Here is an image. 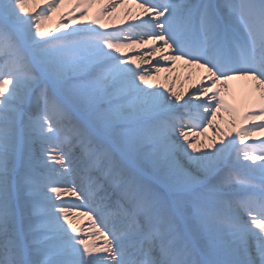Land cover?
<instances>
[{
	"label": "snow or ice",
	"instance_id": "1",
	"mask_svg": "<svg viewBox=\"0 0 264 264\" xmlns=\"http://www.w3.org/2000/svg\"><path fill=\"white\" fill-rule=\"evenodd\" d=\"M0 264H264V0H0Z\"/></svg>",
	"mask_w": 264,
	"mask_h": 264
},
{
	"label": "bare ground",
	"instance_id": "2",
	"mask_svg": "<svg viewBox=\"0 0 264 264\" xmlns=\"http://www.w3.org/2000/svg\"><path fill=\"white\" fill-rule=\"evenodd\" d=\"M127 7H132V5L129 4ZM99 8H100V5L99 4L96 5L95 7H93L92 14L94 15ZM68 10H69V8L68 7H65L62 11L66 12ZM133 11H137V9L133 8ZM123 12H124V9L121 8L117 12L116 15L117 16H121V15H123ZM77 15H79V14L77 13ZM59 17H60V13H57L54 16L53 20L48 22V27H52L53 25H56L57 23H67L68 22L67 19L61 21L59 19ZM77 26H79V25H73V27H77ZM117 26H119V22L118 21H117ZM61 31H65V29H61ZM57 34H59V33H57ZM152 63L155 64V61H153ZM144 67L145 68H148L150 66L149 65H144ZM188 71H189L188 69L184 68L181 65H178L177 68H176V70L173 71V72H164V73H161L160 74V77L158 78V80H159L160 83H166L169 87H174V89L176 91H181L182 90V87H183V89H188L189 86H190V82L187 81V79H186V76H187V72ZM166 76L168 77V79L165 80L164 78ZM241 84H242V82H234L233 83V87H234V89H236L237 93H239V91H240ZM218 120H219V117H218ZM213 135H214L213 129L212 128H209L208 129V136L209 137H212ZM201 139L203 140L204 138L201 137ZM249 142H252V141H249ZM78 222L81 225L86 224L87 223V217H86V219L85 218H78Z\"/></svg>",
	"mask_w": 264,
	"mask_h": 264
}]
</instances>
